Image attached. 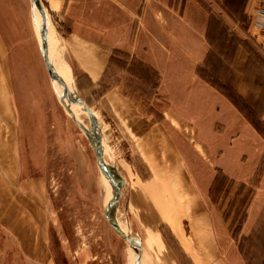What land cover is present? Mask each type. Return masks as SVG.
<instances>
[{
	"label": "rangeland",
	"instance_id": "rangeland-1",
	"mask_svg": "<svg viewBox=\"0 0 264 264\" xmlns=\"http://www.w3.org/2000/svg\"><path fill=\"white\" fill-rule=\"evenodd\" d=\"M40 1L97 126L82 121L124 180L115 217L142 264H264L259 0L245 15L220 0ZM0 133L15 164L3 177L21 196L0 203V264H129L94 153L51 87L30 0H0ZM10 203L15 227L3 224Z\"/></svg>",
	"mask_w": 264,
	"mask_h": 264
},
{
	"label": "water",
	"instance_id": "water-1",
	"mask_svg": "<svg viewBox=\"0 0 264 264\" xmlns=\"http://www.w3.org/2000/svg\"><path fill=\"white\" fill-rule=\"evenodd\" d=\"M30 5L35 30L38 36L41 58L51 87L64 111L87 139L89 146L94 153L98 169L112 191V198L106 206L104 217L115 235L119 237V239H121L126 245L129 257L128 263L131 264L132 259V264H140L143 257L140 239L131 232L127 223L126 225L122 223L125 225V228L121 229L115 217V212L119 209L123 188L125 187L124 180L118 174L115 166L108 165L105 162V151L100 143V136L98 135L100 138L99 141L93 133V128L91 126L87 127L83 123V117H77L75 109L80 110L83 114H88L93 124H97L96 119L89 112V109L84 105L78 96L69 74L61 65V58L57 52V47L41 1L30 0ZM55 64H57L58 67L63 70V76L66 80V85L60 80Z\"/></svg>",
	"mask_w": 264,
	"mask_h": 264
},
{
	"label": "crops",
	"instance_id": "crops-1",
	"mask_svg": "<svg viewBox=\"0 0 264 264\" xmlns=\"http://www.w3.org/2000/svg\"><path fill=\"white\" fill-rule=\"evenodd\" d=\"M220 2L222 4V6L224 8H226L230 13L233 12L234 14H237V15H239V14L245 15V14H247V12H251V11L254 12V9H256V0H220ZM190 6H192V5H190ZM195 14L199 17V24L201 25V29H200V31L197 34H200V33H203V31H202L203 26L202 25L205 23V20L203 19V17L201 15L197 14L196 12H195ZM185 16L186 15H184V17ZM179 20H181L182 23H185V22L194 23L196 21V19L194 17L192 19H185L184 18V19H179ZM261 32H264V31H261ZM191 33L192 34H196L194 30H192ZM194 37H195V35H194ZM259 38L264 40V35H262V36L259 35ZM57 39H58V45H59V47L61 49V52H62L61 55H62L63 62L65 64V66H66V69H67V72L69 74V77L72 80L74 64L70 61L68 53H67L64 45L60 41V39L59 38H57ZM197 58L200 59V56L199 57L196 56L195 59H193V62H197V60H199ZM190 70H192V69L189 66L187 68V71H184V70L179 71V77H181L183 79L191 78L192 77L191 76L192 73H190ZM74 87H75V85H74ZM75 90L77 92L76 88H75ZM77 94H78V96L81 99V96H80L79 92ZM110 95H114L115 96V93H113V94L111 93V94H109V96ZM229 114L234 115L235 113L230 111ZM128 117H130V119H132L130 114H129ZM1 135H2V133H0V203L4 204L5 202H9V201H12V200H15V199L18 200V199L21 198V196L19 197V187H17V190L15 192L14 191V182L9 181V177H7V176L3 177V174H2L4 169H6L8 167L13 168V167H15V164H14V162L12 160H9V155H8V152H9L8 151V147H9V145H6L8 143L5 141L4 138L1 137ZM16 180H17L16 183L18 184V177H16ZM13 191H14V193H12ZM11 203L9 204V209H10L11 212L10 213L9 212H5L3 214V217H2L3 218V224L7 225V227H15V225H14V223H13L11 217H10L11 214H14V213H12L13 206L11 205ZM32 259L34 260V257ZM142 261H143V259H142ZM140 264H142V262Z\"/></svg>",
	"mask_w": 264,
	"mask_h": 264
},
{
	"label": "bare ground",
	"instance_id": "bare-ground-1",
	"mask_svg": "<svg viewBox=\"0 0 264 264\" xmlns=\"http://www.w3.org/2000/svg\"><path fill=\"white\" fill-rule=\"evenodd\" d=\"M37 16V15H36ZM48 23H49V21H48ZM35 27V26H34ZM52 31V30H51ZM51 36V35H50ZM50 38V37H49ZM52 38V37H51ZM55 66H56V71H57V73H58V75H59V78H60V80L62 81V83H64L65 85H66V80H65V78H64V76H63V70L60 68V67H58V65L57 64H55ZM75 111H76V114H77V117H81V116H85V114H83L80 110H77V109H75ZM84 120V119H83ZM93 133L95 134V137H97V139L100 141V138H99V134H97L96 133V131H94L93 130ZM100 143H101V141H100ZM107 154V153H106ZM105 159V158H104ZM109 159V158H108ZM107 158L105 159V162L108 164V165H111V163L109 162V160H108ZM111 159V158H110ZM99 173H100V184H101V191H102V199H104V202H105V205H104V207H105V209H106V206H107V204L109 203V201H110V199L112 198L111 196H109V195H111L112 194V191H111V189H110V187H109V185L107 184V182H106V180L104 179V177L102 176V174H101V172L99 171ZM109 197V198H108ZM122 215V214H121ZM123 223V222H122ZM119 220H118V224H119V226H120V228L121 229H123V228H125V225H123ZM131 264H132V259H131Z\"/></svg>",
	"mask_w": 264,
	"mask_h": 264
},
{
	"label": "built area",
	"instance_id": "built-area-1",
	"mask_svg": "<svg viewBox=\"0 0 264 264\" xmlns=\"http://www.w3.org/2000/svg\"><path fill=\"white\" fill-rule=\"evenodd\" d=\"M259 8L257 10V19L261 27H264V0H259Z\"/></svg>",
	"mask_w": 264,
	"mask_h": 264
}]
</instances>
